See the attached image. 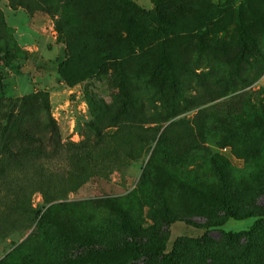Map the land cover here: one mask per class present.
I'll return each instance as SVG.
<instances>
[{
    "label": "rangeland",
    "instance_id": "1",
    "mask_svg": "<svg viewBox=\"0 0 264 264\" xmlns=\"http://www.w3.org/2000/svg\"><path fill=\"white\" fill-rule=\"evenodd\" d=\"M134 1L137 15L124 16L168 31L144 43L149 60L166 54L177 66L175 92L165 88L163 97L145 83V55L135 50L128 57L134 45L119 26L106 29L109 41L99 44L120 57L106 62L84 37L91 36L77 5L34 0L45 8L39 11L0 0V98L48 93L65 145L55 157L59 171L49 188L56 199L46 202L37 193L31 207L7 214L5 227L14 231L0 242V264H172L174 250L181 264L264 259V0H223L228 10L206 25L199 17L220 0ZM100 6L105 13L117 9L107 0H90L88 8ZM119 74L129 77L137 98L174 107L171 117L141 129L148 132L145 148L136 139L138 129L121 127L133 148L139 147L135 152L141 151L135 160L92 167L85 159L65 163L71 152L82 150L74 145L92 138L88 124L119 109L121 99L112 87ZM205 87L211 89L199 101L203 104L192 102ZM33 114L43 119L37 106ZM116 126L105 130L109 140L120 130ZM232 145L237 156L229 153ZM49 161L44 157L39 165ZM162 168L169 170L165 181ZM187 174L218 192L225 179L237 193L231 198L234 210L260 216L209 227L225 215L172 178ZM164 216L181 221L167 227ZM202 244L224 248L210 259L193 248Z\"/></svg>",
    "mask_w": 264,
    "mask_h": 264
},
{
    "label": "trees",
    "instance_id": "2",
    "mask_svg": "<svg viewBox=\"0 0 264 264\" xmlns=\"http://www.w3.org/2000/svg\"><path fill=\"white\" fill-rule=\"evenodd\" d=\"M9 1L14 5L30 10L34 6L36 9H40L39 11L45 10V8L41 7V4L40 6L34 4V0ZM92 1L102 2L104 0ZM107 1L114 4L117 8L116 11L105 13L102 6L96 10H91L88 8L90 0H62L64 7L69 4L80 7V11L83 13H80L79 17L84 22V30L91 36L84 37H88L90 39L89 43H92L94 48H98L97 52L103 54L106 62L114 58L117 59V57L120 58L118 53L112 56L114 54L113 50H110L109 53L107 48L103 49L99 45L100 43L102 45L108 43L109 38L104 36L103 33L110 27L119 26L129 34L134 48L129 50L130 54L128 57L133 56L135 50L145 55L147 50H144V43L152 38L159 39L168 32L164 27L152 30L146 25H137L135 23L136 18L133 19V17L127 15L128 13L137 15L135 12L139 8L134 0ZM227 10L228 6L223 3V0H220L217 4L211 6L206 14L199 17V20L203 25L215 23ZM126 12L127 14L124 16ZM145 68V83L154 86L159 96L163 97L165 88L175 92L178 83L176 79L177 66L171 63L166 54H161L151 60L145 55ZM61 76L64 78L63 74ZM112 78L114 79L112 87L115 95L121 99L119 109L108 111L100 119V122L99 118L90 122L88 126L92 138H86V141L80 145H74L82 148V150L78 153L71 152L69 156H66L65 163L68 164L71 159L73 161L85 159V162L87 161L92 167L93 165L101 166L107 161H112V165H119L126 158L135 160L140 157L141 151L135 152L139 147L137 149L133 148L134 145L130 143L132 141L125 134H121V127L126 125L134 126L138 129L139 132L136 139L139 146L145 148L149 141L148 132L141 131V129L148 124L163 122L171 117L170 113L174 111V107L165 106L161 102L158 104V102L151 101L150 98H147L146 102L137 98L133 94L134 87L128 76L119 74L118 77ZM207 88L211 89L210 87L202 89L200 96L193 98L192 102H198L197 105L203 104V102L199 101L207 95ZM36 106L43 112V119L34 116V107ZM119 124L120 130L113 133L112 138L109 140L105 130L111 127H118L116 125ZM152 141H154V138ZM160 142L161 140L159 139L157 146L160 145ZM64 146L61 143L57 125L50 112L48 93H44L41 98L37 95L15 100H3L0 98V242L7 239L12 230L14 231V229L8 230L5 227L8 213L13 215L22 211L26 206L31 207V198L37 193L42 194L46 202L56 199L55 196L50 194L51 190L49 188H51L50 185L53 186L55 183L57 171H59L54 168L55 157L60 151L58 149ZM224 149L226 150V148ZM229 153L230 155H238L235 145L231 146ZM44 157L46 159L49 158L50 161L47 166H40L39 163L43 162ZM219 159L221 160L222 158ZM219 171H221L220 168ZM168 175L169 170L162 168L161 178L165 181ZM91 176H93V173H91ZM189 177V174H187L184 179L179 177L172 178L182 187L183 191L185 189V191L192 193L201 202L217 207L225 215L224 218L210 223L209 227L221 226L229 219L241 220L260 216L261 212L254 210H248L241 214L234 210L231 198L234 199L237 193L234 194L235 190H230V187H227L226 184L228 183L225 179H222V190L218 192L215 188L201 187L200 184H197ZM111 206L113 209H117L114 204H111ZM164 219L167 227L171 225L172 221H181L180 218L171 219L168 216H164ZM177 246L179 247L181 244L178 243ZM193 248L198 251V254L201 255L200 257L205 254L210 256V259H213L220 256L216 251H220L224 246L202 244ZM171 256V259L174 260L172 264H181L179 255H177L175 250ZM260 263L264 264V259L253 264Z\"/></svg>",
    "mask_w": 264,
    "mask_h": 264
}]
</instances>
